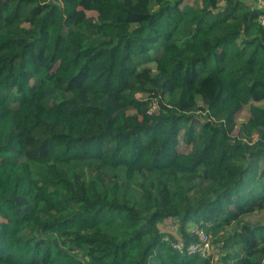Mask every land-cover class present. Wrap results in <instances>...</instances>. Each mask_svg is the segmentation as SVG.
Listing matches in <instances>:
<instances>
[{
  "label": "trees",
  "instance_id": "1",
  "mask_svg": "<svg viewBox=\"0 0 264 264\" xmlns=\"http://www.w3.org/2000/svg\"><path fill=\"white\" fill-rule=\"evenodd\" d=\"M263 6L0 0V264H264Z\"/></svg>",
  "mask_w": 264,
  "mask_h": 264
},
{
  "label": "built area",
  "instance_id": "2",
  "mask_svg": "<svg viewBox=\"0 0 264 264\" xmlns=\"http://www.w3.org/2000/svg\"><path fill=\"white\" fill-rule=\"evenodd\" d=\"M258 21L264 27V6L262 12L258 16ZM154 108H156V104L153 102L148 112H151ZM192 231L196 235L195 240L189 243H185L183 240H176L173 243V247L180 251H185L188 254H199L200 256L208 255L210 252V239L207 233L203 229L197 227L192 229Z\"/></svg>",
  "mask_w": 264,
  "mask_h": 264
},
{
  "label": "rangeland",
  "instance_id": "3",
  "mask_svg": "<svg viewBox=\"0 0 264 264\" xmlns=\"http://www.w3.org/2000/svg\"><path fill=\"white\" fill-rule=\"evenodd\" d=\"M87 14L91 15V14H93V12L87 11ZM149 65H150V63H149ZM251 104L258 105V106H264V102H249V104L247 103V104L243 105L240 108V110L235 114L236 123H239V122L247 119V117L249 115V105H251ZM153 110H155V108ZM129 112H132V111H129ZM177 149L179 152H187L190 150V145L185 143L182 140V138L180 137L178 144H177ZM247 219L249 221L258 220V221L264 223V210L261 212H256V213L248 216ZM162 227L164 228V230L166 232L169 231L175 235H178V234H176V229H177V223L176 222H174L173 224L170 222H166L164 225H162ZM213 251L216 253V249Z\"/></svg>",
  "mask_w": 264,
  "mask_h": 264
},
{
  "label": "bare ground",
  "instance_id": "4",
  "mask_svg": "<svg viewBox=\"0 0 264 264\" xmlns=\"http://www.w3.org/2000/svg\"><path fill=\"white\" fill-rule=\"evenodd\" d=\"M194 229V228H193Z\"/></svg>",
  "mask_w": 264,
  "mask_h": 264
}]
</instances>
